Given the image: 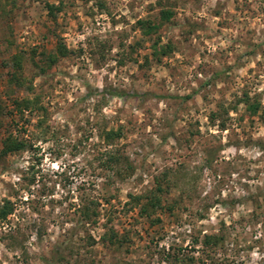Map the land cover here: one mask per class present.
I'll return each instance as SVG.
<instances>
[{
	"label": "rangeland",
	"instance_id": "374dc122",
	"mask_svg": "<svg viewBox=\"0 0 264 264\" xmlns=\"http://www.w3.org/2000/svg\"><path fill=\"white\" fill-rule=\"evenodd\" d=\"M62 2L53 21L42 1L0 0V103L8 112L13 98L38 96L45 108L1 116L0 142L13 132L32 149L0 161V205L13 203L0 220V264H185L174 253L264 264V0ZM162 8L170 19L142 35L136 21L158 22ZM157 38L173 47L167 55L152 53ZM58 41L69 52L48 66L41 52ZM16 52L31 93L7 84ZM108 88L130 95L104 96ZM244 95L260 103L256 114ZM109 128L122 131L113 151L133 166L128 176L123 162L104 164ZM158 180L172 209L151 223L126 203ZM91 199L97 223L82 224ZM105 223L122 244L101 240ZM204 234L222 242L193 243Z\"/></svg>",
	"mask_w": 264,
	"mask_h": 264
},
{
	"label": "trees",
	"instance_id": "16d2710c",
	"mask_svg": "<svg viewBox=\"0 0 264 264\" xmlns=\"http://www.w3.org/2000/svg\"><path fill=\"white\" fill-rule=\"evenodd\" d=\"M43 2V7L46 10V15L49 19L55 21L57 14L62 10L63 8V2L62 0H56L57 2H50L49 0H38ZM173 12L170 9H164L162 8L159 11V20L158 22H155L151 19H138L136 21V26L138 29H140L142 35L150 38L152 34L157 32V29L159 26L164 23L165 21H168L170 17L172 16ZM151 48L152 53L155 55H167L173 47L170 44H159V39H155L151 42ZM69 50L66 48L65 44L58 41L57 46L55 48V51L53 54H46L44 52H41V60L46 62V64L49 66L57 61L59 57L66 56L68 54ZM36 53L35 49H32V54L34 55ZM23 56L19 52H16L15 54H12L6 61L5 65L8 67L7 70V84L9 87H14L16 89H25L31 93L32 91V84L31 81L25 78L23 75ZM40 71H44L43 66H40ZM104 96H115V97H124L130 94H127L121 90H117L114 88H108L103 89L100 91ZM133 96H140L137 92L132 93ZM146 95V94H143ZM192 95V94H191ZM184 96L186 97H191ZM142 96V95H141ZM244 101L247 105V110L251 113L256 114L260 110V103L256 101L255 98L250 100L248 95H244ZM12 107L13 109L10 111H5V107L1 105L0 103V123H1V116H13L18 115L19 119H22L24 117V113L26 112L29 115H33L34 113L45 112L44 106L40 104V100L38 96H23V97H15L12 99ZM42 120L37 121V125H41ZM122 136V131L120 128L114 129H104L102 133L100 134V137L102 138L103 142L112 147L108 149L105 152L106 155V161L104 162L105 165H107L109 168L113 167V164H119V162H123L124 170L121 175L128 176L132 173L133 166L127 161V158H122V156H119L118 153L114 152L115 147L113 146L115 144V141L118 140ZM1 147H0V161L7 155L23 151V150H30L32 149V140L31 138H24V136H21L20 134H14L13 132H8L5 137L1 140ZM119 169V168H118ZM122 169V168H121ZM118 173L120 174V169L118 170ZM167 175L164 173L163 178H166ZM169 187L164 186L163 182H160L158 180L156 184L149 189L144 194H128L129 200L127 201L126 205L129 206V209L137 208L138 215L141 217H145L151 221V223L155 221H159V218L153 217L158 210H171L172 204H169L166 202V199L164 198L166 192L168 191ZM260 193H264V189L260 191ZM255 194H253L254 196ZM256 197V195L254 196ZM165 199V200H164ZM256 199V198H255ZM108 201L107 199H105ZM165 202V203H164ZM98 201L95 199H91L87 201L86 203L82 202V206L79 207L80 212V222L82 224L88 223V224H96L98 216L100 214V211L98 209ZM13 211V203L5 199L3 204L0 205V220L7 219L8 215H10ZM110 218H107V221H109ZM105 230L103 234L100 236L102 241H107L110 244H122L124 241V238L118 236V233L114 230L113 227L107 226L105 223ZM200 242L201 246L206 248H213L215 246L220 245L222 242V236L218 234H204L199 241L198 238H194L193 243ZM180 255V256H179ZM173 254L175 261H179L180 263L185 264H194L195 258L193 257H184L183 254ZM169 258V257H168ZM60 259V256H59Z\"/></svg>",
	"mask_w": 264,
	"mask_h": 264
}]
</instances>
